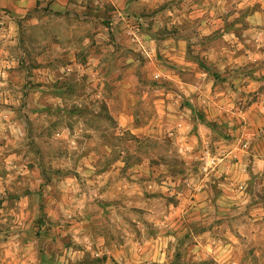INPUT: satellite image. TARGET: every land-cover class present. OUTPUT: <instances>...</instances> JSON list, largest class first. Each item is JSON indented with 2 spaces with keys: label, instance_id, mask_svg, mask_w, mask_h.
Here are the masks:
<instances>
[{
  "label": "crops",
  "instance_id": "obj_1",
  "mask_svg": "<svg viewBox=\"0 0 264 264\" xmlns=\"http://www.w3.org/2000/svg\"><path fill=\"white\" fill-rule=\"evenodd\" d=\"M38 1L0 0L3 137L11 143L16 125L18 138L26 135L28 107L35 128L47 129L90 72L101 111L115 122L113 137L92 139L105 151L85 156L93 169L85 206L99 220L81 222L85 249L59 258L169 264L183 241L195 258L217 254L222 238L194 233L193 221L231 220L246 201L238 200L244 159L251 173L264 172V5L245 15L249 0L235 11L229 0H49L63 23L48 24ZM135 143L142 151L129 152ZM207 146L231 160L210 181L193 166Z\"/></svg>",
  "mask_w": 264,
  "mask_h": 264
},
{
  "label": "rangeland",
  "instance_id": "obj_2",
  "mask_svg": "<svg viewBox=\"0 0 264 264\" xmlns=\"http://www.w3.org/2000/svg\"><path fill=\"white\" fill-rule=\"evenodd\" d=\"M50 3L49 0L38 1V7L45 11L41 19L49 24L53 17L52 23L62 24L61 18L51 11ZM240 3L229 0V10L235 11ZM248 3L245 15L264 5V1L245 2ZM32 18V12L26 16L27 26ZM26 30L28 38V28ZM29 62L24 66L27 74H32L33 71L28 70ZM92 77L90 72L82 81L74 83L72 104L66 109L59 107L57 113L52 114L51 126L44 131L35 128L39 117L35 118L33 107H28L30 112L25 113L29 125L22 139L18 138L16 125L11 131L12 141L8 143L3 137L6 130L0 124V264H80L83 260L69 258L66 263L59 257L64 255L65 249L75 252L85 249L80 237L81 222L89 218L99 220V210L85 206L86 174L93 170L85 156L105 151L104 144L94 145L95 139L92 140L101 131L111 137L115 132V122L101 111L103 105L94 96ZM86 87L90 88L88 92L83 91ZM82 96L83 107H80L78 102ZM20 115H15L16 121ZM2 119L4 115L0 114ZM83 124L89 128H83ZM128 150L131 153L142 151V146L135 143ZM243 162L246 165L241 190L244 194L238 198L241 202L246 197L243 205H234L231 220H194L191 227L196 234L207 233L206 239L210 235L222 238L219 252L206 251L195 258L186 251L189 241H183L175 246L169 264H264V172L253 174L249 162L245 159ZM174 163L179 167V159ZM108 165V161L101 162L102 167ZM193 166L208 181L216 173L206 176L201 160ZM169 200L176 205L175 198ZM66 230L68 234L63 233ZM205 243L210 245V241Z\"/></svg>",
  "mask_w": 264,
  "mask_h": 264
},
{
  "label": "built area",
  "instance_id": "obj_3",
  "mask_svg": "<svg viewBox=\"0 0 264 264\" xmlns=\"http://www.w3.org/2000/svg\"><path fill=\"white\" fill-rule=\"evenodd\" d=\"M244 149L247 147L246 145L243 146ZM230 155L227 154H215L212 152L211 148L207 146L202 153L201 161H202V171L206 176H209L211 173L217 172L220 166L229 158ZM231 161V160H229ZM243 189V186H240Z\"/></svg>",
  "mask_w": 264,
  "mask_h": 264
}]
</instances>
